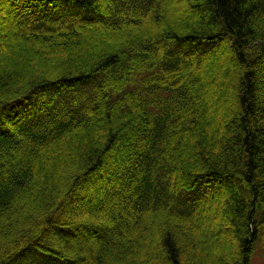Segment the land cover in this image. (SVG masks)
<instances>
[{
	"label": "trees",
	"instance_id": "1",
	"mask_svg": "<svg viewBox=\"0 0 264 264\" xmlns=\"http://www.w3.org/2000/svg\"><path fill=\"white\" fill-rule=\"evenodd\" d=\"M42 1L0 0L27 51L0 70V264H251L264 0Z\"/></svg>",
	"mask_w": 264,
	"mask_h": 264
},
{
	"label": "rangeland",
	"instance_id": "2",
	"mask_svg": "<svg viewBox=\"0 0 264 264\" xmlns=\"http://www.w3.org/2000/svg\"><path fill=\"white\" fill-rule=\"evenodd\" d=\"M177 7H179L177 5ZM41 14H52V15H59L64 14L68 12H75L80 13L82 16L90 18L93 16V12L90 11L85 6L81 5L78 1H69V0H44L42 1V7L40 9ZM12 15V13H11ZM10 12L8 9L3 6L2 2H0V70L3 66H13V62L15 61L13 54H20V53H26L25 50L26 46L25 44H21L13 38V16L11 17ZM186 17V16H183ZM182 15L179 13L172 15L170 19V22L174 19V22H179L181 19H183ZM169 22V21H168ZM92 45V44H91ZM214 45V42H188V43H176L172 46V49L174 51H191V50H199V51H206L210 49ZM97 47H95L94 52H102L104 47V41L101 43L96 44ZM98 53V54H99ZM17 74H21V71L19 69L16 70ZM261 74H264V67L261 71ZM110 161V160H109ZM114 161V160H113ZM111 161V162H113ZM110 162V163H111ZM111 167H113L111 165ZM103 175H105V171L102 172ZM101 174V175H102ZM103 181H96L93 183L90 190L99 188L98 185L101 186ZM104 183V182H103ZM91 193H87L86 196H92ZM89 199V198H88ZM91 206H86L85 208H90ZM84 209V208H82ZM97 210L95 209L94 212ZM251 264H264V250L261 248V246H258L257 250L255 251L253 258L251 260Z\"/></svg>",
	"mask_w": 264,
	"mask_h": 264
}]
</instances>
